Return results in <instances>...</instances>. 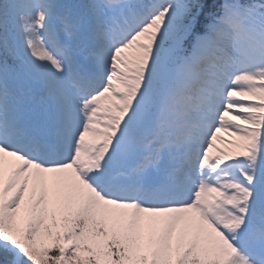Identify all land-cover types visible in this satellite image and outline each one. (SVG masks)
<instances>
[{
	"label": "snow or ice",
	"instance_id": "obj_1",
	"mask_svg": "<svg viewBox=\"0 0 264 264\" xmlns=\"http://www.w3.org/2000/svg\"><path fill=\"white\" fill-rule=\"evenodd\" d=\"M0 264H264V0H0Z\"/></svg>",
	"mask_w": 264,
	"mask_h": 264
},
{
	"label": "rangeland",
	"instance_id": "obj_2",
	"mask_svg": "<svg viewBox=\"0 0 264 264\" xmlns=\"http://www.w3.org/2000/svg\"><path fill=\"white\" fill-rule=\"evenodd\" d=\"M218 136L223 137V139L226 140V141H227V140H232V139H233V137L228 136L226 133H218ZM217 147H220V148H226L227 145L222 144V143H220L219 141H217Z\"/></svg>",
	"mask_w": 264,
	"mask_h": 264
}]
</instances>
